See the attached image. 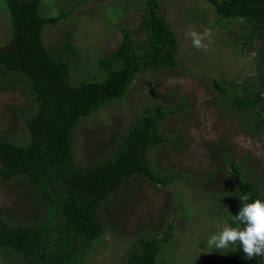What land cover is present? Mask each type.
I'll return each mask as SVG.
<instances>
[{"label":"trees","instance_id":"16d2710c","mask_svg":"<svg viewBox=\"0 0 264 264\" xmlns=\"http://www.w3.org/2000/svg\"><path fill=\"white\" fill-rule=\"evenodd\" d=\"M205 1L219 20L247 23L245 48L259 39L264 42V0ZM46 2L52 3L1 0L10 16L11 39L0 47V82L21 92L28 106L23 113H16L22 120L25 140L20 143L0 135V180L22 183L35 195L33 202L39 213L18 225L0 217V248L9 264H85L95 243L104 240L108 232L101 209L109 197L134 177L158 185L172 182H166L153 168L148 152L167 141L161 131L163 123L180 110L160 106L142 110L120 142L88 166L77 164L73 132L81 121L125 100L145 73L175 67L178 38L160 0H137L143 35L138 39L135 31L121 27L122 41L114 51L89 63L70 39L54 47L44 44V31L67 22L79 7L78 3L60 7L57 2L63 4L61 0H55L58 11L50 14L44 10ZM260 63L263 71L264 59ZM80 68L84 72L77 76ZM262 87L249 95L244 90L243 98L228 96L222 90L231 105L253 111L257 130L264 128ZM222 154L223 161L216 167L228 185L214 192L222 200L208 209V215L223 217L228 226L235 227V216L243 207L240 196L250 193L248 203L264 201V197L261 188L249 179L248 164L235 155ZM176 211L181 217L193 215L183 202ZM174 238L175 225L171 223L160 238L146 236L134 242L120 264H161L160 255ZM259 258L247 259L236 244L226 249L213 247L203 264H256Z\"/></svg>","mask_w":264,"mask_h":264},{"label":"rangeland","instance_id":"374dc122","mask_svg":"<svg viewBox=\"0 0 264 264\" xmlns=\"http://www.w3.org/2000/svg\"><path fill=\"white\" fill-rule=\"evenodd\" d=\"M50 1L44 9L50 14L58 11L54 9L57 4L68 7L78 3L79 7L67 22L44 31V44L54 47L70 39L89 63L114 51L122 41L121 27L135 31L138 39L143 35L137 0H61L64 5ZM160 3L178 38L176 66L145 73L125 100L81 121L73 132V152L79 166L94 164L120 142L142 110L157 106L178 109V114L163 123L161 131L167 141L148 152L153 168L166 182H172L158 185L134 177L109 197L101 209L108 232L104 240L95 243L85 264H120L134 242L146 236L160 238L171 223L175 225L174 242L164 248L159 262L203 264L213 249L207 240L228 227L223 217L208 215V209L222 200L214 192L228 185L216 167L223 161L222 152L253 167H246L249 179L261 188L264 197V128H254L253 111L235 107L227 100L229 95L243 98L244 90L249 95L263 88L264 64L260 71V61L264 59V42L259 39L245 48L247 23L219 20L205 0ZM4 6L0 0V47L11 39L10 16ZM206 30L211 33L210 42L205 41L209 51L193 47L191 38L185 35ZM83 72L80 68L77 76ZM261 97L264 99V95ZM27 106L21 92L7 89L0 82V135L20 143L25 140L22 120L16 113H23ZM33 195L18 181L0 180V217L16 225L37 217ZM181 202L193 212L191 217H181L176 211ZM3 256L0 248V264H9ZM256 264H264V257Z\"/></svg>","mask_w":264,"mask_h":264},{"label":"clouds","instance_id":"9594fccd","mask_svg":"<svg viewBox=\"0 0 264 264\" xmlns=\"http://www.w3.org/2000/svg\"><path fill=\"white\" fill-rule=\"evenodd\" d=\"M190 37L193 47L209 51L211 33L206 30L204 33L189 31L185 34ZM251 194H243L240 199L243 207L235 216V227H224L218 233L207 240L209 247L226 249L230 245H239L247 259L264 257V201L259 199L248 203ZM243 225V227H241ZM235 251V249H233Z\"/></svg>","mask_w":264,"mask_h":264}]
</instances>
